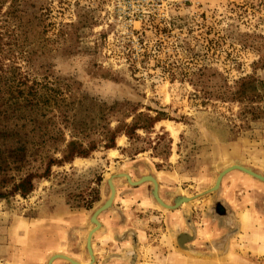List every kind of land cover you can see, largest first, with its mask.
I'll return each mask as SVG.
<instances>
[{"label":"rangeland","instance_id":"rangeland-1","mask_svg":"<svg viewBox=\"0 0 264 264\" xmlns=\"http://www.w3.org/2000/svg\"><path fill=\"white\" fill-rule=\"evenodd\" d=\"M101 25L80 0H0L4 55L87 106L119 103L91 138L107 122L158 118L119 134L115 149L54 166L27 196L0 199V264H48L54 254L76 264H264V180L236 167L264 175V0L187 3L147 42L115 41ZM239 88L253 99H234ZM146 175L177 207L159 203L152 181L134 183ZM111 184L91 255V217Z\"/></svg>","mask_w":264,"mask_h":264},{"label":"trees","instance_id":"trees-1","mask_svg":"<svg viewBox=\"0 0 264 264\" xmlns=\"http://www.w3.org/2000/svg\"><path fill=\"white\" fill-rule=\"evenodd\" d=\"M5 52L0 32V199L17 193L25 197L34 190L35 180L49 177L54 166H63L76 157H89L100 148H114L119 134L131 138L138 129L151 128L158 121L157 117L140 113L131 122L121 120L113 129L107 122L102 125L105 136L93 139L97 118L102 120L107 113L119 110L118 102L107 107L91 100V107L87 106V98L72 93L68 96L61 82L32 78ZM23 60L32 65L30 57ZM251 95L247 88L233 92L238 100H252ZM128 111H124L127 117L131 115Z\"/></svg>","mask_w":264,"mask_h":264},{"label":"built area","instance_id":"built-area-1","mask_svg":"<svg viewBox=\"0 0 264 264\" xmlns=\"http://www.w3.org/2000/svg\"><path fill=\"white\" fill-rule=\"evenodd\" d=\"M88 7L98 9L100 20L110 28L115 41L147 42L151 28H168L175 10L189 3L195 7L198 0H80ZM101 25V27H103Z\"/></svg>","mask_w":264,"mask_h":264},{"label":"bare ground","instance_id":"bare-ground-1","mask_svg":"<svg viewBox=\"0 0 264 264\" xmlns=\"http://www.w3.org/2000/svg\"><path fill=\"white\" fill-rule=\"evenodd\" d=\"M113 151H115V150H113ZM236 167L237 168H240V169H242L244 171H246L247 173L255 174L258 178L264 180V175L258 174V173H254L248 167H245V166H242V165H236ZM147 179L150 180V181H152L154 183V190H153V192H154L155 197L157 198V200L159 201V203L161 205H163L164 207H168V208H174L175 205L177 207V204L175 202H174V204L171 205V204H168V203H166V202H164L162 200V198L160 197L159 192H158V183H157V180H156L155 177H153L151 175L143 176V177L140 178V180H138L137 182H135V184H137V183H139L141 181L147 180ZM113 199H114V195H113V192H112V194L106 200L107 202L105 201V203H103L100 206V208L98 207L96 209V211L92 214L91 221L95 225V227L89 231V234H88V237H87L88 250H89V252H90L91 255L94 254L93 253V248H92V236H93V233L96 232L101 227V221L98 218L99 217V214L101 213L102 209H104L106 207H109V206L111 207V204L113 202ZM189 199H190V196H181L178 199L177 203H180V201L187 202ZM182 238H183V236L180 237V241L182 243H185L184 241H186V240H183ZM184 239H186V238L184 237ZM57 258H62V259L68 260V261H72L73 264L74 263L75 264L78 263L76 260H74L72 257H70L68 255H64V254H54L50 258V260L48 261V264H53L54 260H56Z\"/></svg>","mask_w":264,"mask_h":264},{"label":"water","instance_id":"water-1","mask_svg":"<svg viewBox=\"0 0 264 264\" xmlns=\"http://www.w3.org/2000/svg\"><path fill=\"white\" fill-rule=\"evenodd\" d=\"M135 183V182H134ZM111 188H112V192H113V195H114V187H113V185L111 184ZM107 202V201H106ZM108 207H106V208H104V209H102V211H104L105 209H107ZM101 211V212H102Z\"/></svg>","mask_w":264,"mask_h":264},{"label":"crops","instance_id":"crops-1","mask_svg":"<svg viewBox=\"0 0 264 264\" xmlns=\"http://www.w3.org/2000/svg\"><path fill=\"white\" fill-rule=\"evenodd\" d=\"M112 149H115V148H112ZM111 149H109L108 151H110Z\"/></svg>","mask_w":264,"mask_h":264}]
</instances>
